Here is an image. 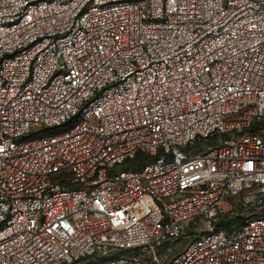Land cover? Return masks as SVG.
Returning <instances> with one entry per match:
<instances>
[{"label":"built area","instance_id":"1","mask_svg":"<svg viewBox=\"0 0 264 264\" xmlns=\"http://www.w3.org/2000/svg\"><path fill=\"white\" fill-rule=\"evenodd\" d=\"M187 233L168 264H264V0H0V264Z\"/></svg>","mask_w":264,"mask_h":264},{"label":"trees","instance_id":"2","mask_svg":"<svg viewBox=\"0 0 264 264\" xmlns=\"http://www.w3.org/2000/svg\"><path fill=\"white\" fill-rule=\"evenodd\" d=\"M45 133H53V129L52 128H48V129H44L43 130ZM147 162V157L141 153L137 154L136 157L130 161H128L127 163L124 164V167H127V168H130V169H133V170H136V169H139L141 168L145 163ZM244 218V215L242 214V211L240 208H238V211H237V214L233 215V216H228V218H226L225 220H221L219 222L220 226L224 229H226L227 231H231L232 229V226L233 225H238L241 220ZM190 240V237L188 236V233L187 234H183L181 237L177 238V239H174V240H171V241H168L166 242L162 247L160 248H163L165 245H169L170 243H174V242H179V241H185L186 244L187 242H189ZM186 246V245H185ZM185 248V247H184ZM183 248V249H184ZM182 249V250H183ZM180 252V251H179ZM178 252V253H179ZM176 255V254H175ZM174 255V256H175ZM96 256H89V257H86L84 259H88V258H94ZM97 258H101V259H108L109 257H105V256H101V257H97ZM82 260V259H81ZM171 260V259H170ZM79 261V260H78ZM77 262V261H75ZM73 262V263H75ZM71 263V264H73ZM169 263V262H168ZM167 263V264H168Z\"/></svg>","mask_w":264,"mask_h":264},{"label":"rangeland","instance_id":"3","mask_svg":"<svg viewBox=\"0 0 264 264\" xmlns=\"http://www.w3.org/2000/svg\"><path fill=\"white\" fill-rule=\"evenodd\" d=\"M186 245L185 241H179L170 243L169 245H165L163 248H160L158 251V264H167L170 259L177 254L179 251H181ZM108 260V259H106ZM101 258H88V259H82L79 260L73 264H105L107 261Z\"/></svg>","mask_w":264,"mask_h":264}]
</instances>
